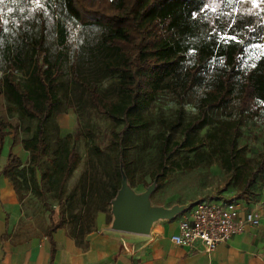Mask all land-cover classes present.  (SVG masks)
<instances>
[{
    "label": "trees",
    "instance_id": "trees-1",
    "mask_svg": "<svg viewBox=\"0 0 264 264\" xmlns=\"http://www.w3.org/2000/svg\"><path fill=\"white\" fill-rule=\"evenodd\" d=\"M0 70V104L10 116L37 122L21 138L29 165L22 168L10 150L0 172L21 201L25 185L40 198L50 193L59 205L54 221L52 204H46L50 241L70 222L86 248L83 236L116 197L122 169L136 185L129 134L148 127L141 111L166 91L178 97L179 122L185 103L195 104L199 114L184 128V142L163 139L154 178L163 180L174 153L196 150L190 132L214 123L211 110L231 116L210 136L221 134L222 166L240 181L239 197L246 199L264 173V151L251 164L240 147L244 119L259 117L258 101L264 104V0H0ZM110 77L116 78L114 89H102ZM65 102L90 104L114 123L110 167L97 177L85 171L73 191L68 182L83 160L75 144L96 133L58 130L52 139L48 122ZM9 135L16 144L19 129L0 111L1 147ZM94 149L100 158L103 150ZM68 209L77 211L69 217Z\"/></svg>",
    "mask_w": 264,
    "mask_h": 264
},
{
    "label": "rangeland",
    "instance_id": "rangeland-1",
    "mask_svg": "<svg viewBox=\"0 0 264 264\" xmlns=\"http://www.w3.org/2000/svg\"><path fill=\"white\" fill-rule=\"evenodd\" d=\"M1 75L2 73H0V78ZM115 83L116 78L110 77L103 80L100 86L102 89L113 90ZM258 104L262 107L261 115L254 119H244L242 125L243 136L240 138V147L251 160V164H255L259 155L264 151V104L261 101H258ZM180 108L176 94L172 91H166L160 94L150 106L141 111L144 119L149 122L148 127L129 134L130 144L128 146L137 181L136 185L132 186L133 192L138 196L141 195L157 179L151 202L154 206L166 208L177 205L190 208L199 200L215 199L230 190H234L239 194L240 181L222 166L224 151L220 145L221 134L218 133L214 138L210 136V133L218 130L221 122L231 119L230 114L227 112L211 110L210 116L214 123L203 129L190 132V139L195 143L196 150L189 152L184 148L174 153L161 182L159 178L152 176L160 163V147L163 139H169L171 143L184 142V128L188 123L195 120L199 114L195 104L185 103L182 110V119L179 122L178 111ZM0 111L7 123L18 127L19 140L17 143H21V138L28 137L35 131L36 121L31 123L27 120H20L16 116H10L5 110L4 101L0 104ZM64 116H70L71 119L73 117V125L70 126L71 132L80 129L86 133L87 129H91L96 133L95 137L87 135L75 144V148L82 155L83 160L68 182V190L73 191L80 183L81 175L85 171L97 177L103 173L104 169L110 167L112 161L111 159L108 160V157L112 155V149L109 134L114 123L107 117L99 115L90 104H86L82 108L76 103L72 105L65 102L60 110L59 119L54 117L48 122L52 139L56 138L59 131L61 135L67 134L62 121ZM122 126L123 124L118 128H122ZM27 127H31L32 131L30 133H27ZM8 131L12 134L13 128H9ZM11 136L9 135L8 138L11 139ZM16 144L12 142L13 146ZM96 144L103 150L100 158L94 149ZM18 156L23 159L21 155ZM44 164L46 165V163ZM21 167L23 168V162ZM33 188L34 186L26 187L24 185L22 187L24 196H29L33 200L36 198L41 203L45 200L49 205L54 203L50 193L44 192V196L40 198L32 190ZM263 188L264 173L259 176L256 185L252 188V192L246 196V199L252 203H260L261 195L264 193ZM262 201L264 203V199ZM105 207L107 209L105 212L108 214L109 223L111 224L113 220L112 201L107 203ZM57 209L60 213V208ZM71 211L76 212L77 210L68 209L67 215L69 217Z\"/></svg>",
    "mask_w": 264,
    "mask_h": 264
},
{
    "label": "crops",
    "instance_id": "crops-1",
    "mask_svg": "<svg viewBox=\"0 0 264 264\" xmlns=\"http://www.w3.org/2000/svg\"><path fill=\"white\" fill-rule=\"evenodd\" d=\"M71 121L67 127L63 125L67 133L71 132L73 117ZM8 137L0 145V171L10 150L21 155L23 168L27 167L29 152L21 143L13 146L12 136V140ZM261 197L260 203L244 199L243 209L254 211L260 224L248 226L213 253L171 241L179 218L159 220L150 233L138 234L113 230L104 211L96 213L94 230L84 234L87 247L83 248L73 237L70 222L56 230L50 241L46 233L51 212L45 210L47 201L41 199V203L29 196L21 201L13 183L0 172V264H264V193ZM58 207L56 202L51 207L54 221L60 218Z\"/></svg>",
    "mask_w": 264,
    "mask_h": 264
},
{
    "label": "built area",
    "instance_id": "built-area-1",
    "mask_svg": "<svg viewBox=\"0 0 264 264\" xmlns=\"http://www.w3.org/2000/svg\"><path fill=\"white\" fill-rule=\"evenodd\" d=\"M244 202L234 190L215 199L197 201L177 216L178 230L171 241L178 246L215 252L219 245L231 242L248 226L260 224L254 211L243 210Z\"/></svg>",
    "mask_w": 264,
    "mask_h": 264
},
{
    "label": "water",
    "instance_id": "water-1",
    "mask_svg": "<svg viewBox=\"0 0 264 264\" xmlns=\"http://www.w3.org/2000/svg\"><path fill=\"white\" fill-rule=\"evenodd\" d=\"M158 178V177H157ZM157 179L141 195H136L122 169V182L116 197L112 199L111 228L115 231L148 234L153 224L159 220H174L188 208L177 205L172 208L154 206L151 196L156 188Z\"/></svg>",
    "mask_w": 264,
    "mask_h": 264
},
{
    "label": "bare ground",
    "instance_id": "bare-ground-1",
    "mask_svg": "<svg viewBox=\"0 0 264 264\" xmlns=\"http://www.w3.org/2000/svg\"><path fill=\"white\" fill-rule=\"evenodd\" d=\"M62 121H63V124L66 125V127H67V125L71 124V118H70V116H64L62 118Z\"/></svg>",
    "mask_w": 264,
    "mask_h": 264
}]
</instances>
